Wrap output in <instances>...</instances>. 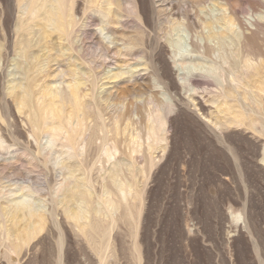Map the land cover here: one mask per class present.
I'll return each instance as SVG.
<instances>
[{
    "label": "bare ground",
    "instance_id": "6f19581e",
    "mask_svg": "<svg viewBox=\"0 0 264 264\" xmlns=\"http://www.w3.org/2000/svg\"><path fill=\"white\" fill-rule=\"evenodd\" d=\"M174 1L191 4L192 10L181 9L180 12L169 13L159 0H151L150 8L139 0H15L19 13L16 22L19 36L16 49L23 58L33 59L36 63L28 68L25 82L8 87V93L15 98L20 111L30 112L31 125L36 132L42 133L45 128L53 132L48 142L50 151L56 146V138L64 132L61 147L68 149L69 156H83L76 164L61 163L75 179L78 177L75 174L83 171V179L77 180L70 190L64 192L62 203L68 204L76 200L88 202L89 191L82 192L81 188L93 189L94 180L100 178L97 176L93 180L90 174L97 172L99 163L104 165L117 155H120L118 163L116 162L119 169L110 175L112 183L106 181V185L115 184L124 195V188L136 190L135 197H132L136 202L137 199L141 200V193L137 188L139 161L136 163L134 155L143 154V161L150 168L154 164L152 153L158 149L163 152L166 150L169 114L186 95L199 91L198 82L192 78L194 74L206 80H214L220 89V93L212 100L220 115L211 118L215 130L223 134L231 125L246 126L260 138L264 137V0L246 1L248 18L240 16V4H231V0ZM209 7L218 10L207 14ZM1 20L0 17V23ZM174 27L180 28L183 33L178 41L167 38L171 37L170 30ZM130 28L135 30L133 37L129 36ZM151 29L155 32L153 37L149 32ZM36 36L39 39L35 43L33 37ZM150 39L153 43H150ZM50 43L52 48H49ZM163 44L171 50L174 64L170 82L168 67H161L153 60L155 52L161 51ZM1 46L2 44L0 63L5 56ZM35 47L42 50V55L36 54ZM61 55L66 56V59L62 60ZM134 61H137V67L131 65ZM52 62L56 64L53 72L55 76L70 80L69 92L54 93L45 88L41 91L44 106L40 109L35 106V109L32 95L37 85V75L46 73ZM201 62H207L210 66L205 68ZM114 65L117 66L115 72V69H110L107 73L100 72L105 66ZM127 67L131 69L127 70ZM101 81L105 82L99 86ZM149 87L153 91L145 98ZM88 92H91L90 95ZM129 99L131 101L127 104ZM110 101L115 103L110 106L107 118L102 111L96 112L93 109L95 105L102 106ZM67 105L71 107L69 119L62 113ZM89 118H94L93 125L88 123ZM72 119L71 128L68 129L70 126L67 125ZM121 136L124 137V149L121 146L123 142L118 139ZM13 144L18 147L16 152L22 151L23 154L2 160L0 179L12 181L13 178L9 177L15 174H6L5 170L15 167V164L25 163L23 156L26 159L31 157L26 162L41 169L45 182L49 185L50 169L47 159L43 160L40 152L35 154L28 141L27 145L17 142ZM3 145L0 139V151L6 150ZM262 162L264 164V156ZM121 173L124 177H121ZM103 182L105 185V181ZM38 184L32 181L30 187L20 189L21 194L16 199H7L6 206L0 201V264H14V256L19 258L31 242L48 228L50 218L54 217L53 212L46 215L43 205L39 203L42 207L38 206L33 200V191L39 193L48 187ZM77 195H80L79 199H76ZM114 200L116 201L115 198ZM137 209L139 210L138 206ZM63 210L68 221L75 220V227L82 231L87 243L103 262L102 254L108 250L110 242L101 246L97 239L111 234L109 227L104 225L108 222L102 224L91 218L89 225L80 226L79 220L86 218L82 206H77V209L64 207ZM107 214L110 223H115L111 210ZM54 225L59 229L57 222ZM62 234L60 230L59 264L63 262Z\"/></svg>",
    "mask_w": 264,
    "mask_h": 264
},
{
    "label": "rangeland",
    "instance_id": "374dc122",
    "mask_svg": "<svg viewBox=\"0 0 264 264\" xmlns=\"http://www.w3.org/2000/svg\"><path fill=\"white\" fill-rule=\"evenodd\" d=\"M139 1L145 2L146 7L150 8L151 0ZM159 1L161 5H165L164 8L169 13H177L181 9L192 10L191 4L185 2ZM246 1L231 0V4L236 6L240 4L238 8L242 18L249 17ZM81 7L80 2L79 9ZM215 10L218 8L209 7L206 12L211 14ZM217 13L218 11L215 12ZM0 17L2 19L0 44H2V53L5 55L0 63V139L6 149L0 151V163L2 160L23 154L22 151L16 152L18 147L13 142L27 145L28 141L35 154L40 152V157L43 160L47 159L50 169L49 185H47L42 170L26 162L30 161L31 157H28L30 159L28 160L22 156L25 163L15 164V167L5 170L6 174L8 172L15 174L9 177L13 178L12 181L0 179L2 182L0 183V201L6 206L7 199H16L21 194L20 189L30 187L33 181V183L48 186L45 191L39 193L31 188L36 205L42 204L48 216L51 212L54 213L48 228L31 242L29 248H26L19 258L14 256V264H59L60 230L63 232L62 264H264V164L262 162L264 137L260 138L246 126L231 125L223 132L224 135L213 128L211 120L220 116L216 105L212 103V100L220 93L214 80L203 79L198 74L193 75V80L198 82L199 91L186 95L182 101L178 102L176 109L169 114L167 148L164 152L158 149L152 153L154 167L149 168L146 165L143 154L134 155L136 163L140 162V164L137 163L139 171L137 188L141 193L142 202L138 199L136 202L133 198L136 190L129 191L124 188L126 192L124 195L118 191L115 184L106 185V181L111 182L110 175L112 176L119 169L117 163L120 155H117V159H112L104 165L99 163L98 174L95 171L90 174L93 180L97 176L100 178L94 180L93 189L81 188L82 192L89 191L88 202L81 203L76 200L68 204L62 203L64 192L70 190L77 180L83 179L81 175L83 171L77 172L75 176L78 177L75 179L68 174L67 168L61 163L76 164L83 159V156H69L68 149L61 147L64 143L62 139L65 137L64 132L56 138V146L52 147L51 152L48 142L53 132L48 128H45L42 133L36 132L31 125L30 112L20 111L15 98L9 95L8 87L24 83L28 68L36 61L23 58L16 49L19 39L16 22L19 13L15 0H0ZM262 24L264 28V22ZM134 31L132 28L129 29L130 37L135 36ZM170 31L171 37L167 38L178 41L183 37L180 28L174 27ZM149 32L152 37L155 35L152 29ZM33 38L35 43L38 42V36ZM150 43H153L152 39ZM163 45L161 51L155 52L153 60L161 67H168L167 76L170 82L171 68L174 69V64L171 59V50L167 45ZM49 48H52L51 43ZM34 51L42 55L39 47H35ZM61 59L65 60L66 56L61 55ZM137 64V61L131 63L134 67H137ZM201 64L205 68L210 66L207 62H201ZM54 65L56 66L52 62L51 68L46 70L48 73L37 75L38 81L32 95L35 109L44 106L41 91L45 88L54 93L69 92L70 80L55 76ZM110 69H115L113 71L115 72L117 66H105L100 69V72L107 73ZM104 82L101 81L99 86ZM150 84L152 86V83ZM152 91V87L147 88V94L144 97L148 98ZM90 93L88 92L89 95ZM130 101L131 99L126 103L129 104ZM114 103L115 101H110L102 106L97 105L99 109L95 105L93 109L96 112L102 111L107 118L110 106ZM62 113L69 119L71 107L65 106ZM72 122L73 119L67 125V127L70 126L68 129L71 128ZM88 123L93 125L94 118H89ZM118 139L123 142L124 137L121 136ZM123 145L124 142L121 143V146ZM124 148L126 146L122 147ZM59 155L62 156L56 161ZM120 175L124 177L125 173ZM140 187L144 189L141 188L140 191ZM115 193L119 195L116 196ZM79 198L80 195H77L76 199ZM127 201L129 203H126ZM77 206H82L86 213V218L78 222L80 226L89 225L91 218L97 219L102 224L110 223L108 210H111L114 222L118 220L116 224L105 223L104 225L113 231L109 232L111 233L109 236H99L97 239L101 246L110 242V247L102 254L103 262L87 243L82 231L75 227V220L68 221L63 214L64 207L77 209ZM105 208L108 209L105 210ZM115 211L116 214H114ZM53 222L59 224V229Z\"/></svg>",
    "mask_w": 264,
    "mask_h": 264
}]
</instances>
